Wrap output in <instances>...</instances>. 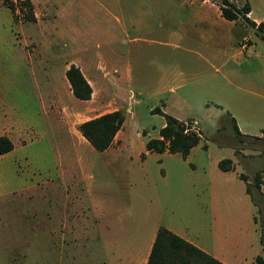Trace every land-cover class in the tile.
<instances>
[{
    "label": "rangeland",
    "instance_id": "obj_1",
    "mask_svg": "<svg viewBox=\"0 0 264 264\" xmlns=\"http://www.w3.org/2000/svg\"><path fill=\"white\" fill-rule=\"evenodd\" d=\"M181 1L33 0L37 20L27 22L15 20L0 0V114L20 121L24 140L0 155V264H101L103 239L122 231L143 247L157 219L233 263L250 264L254 255L264 256V187L256 188L253 174L258 201L251 195L243 199L244 183L237 175L250 173L244 168L250 164L261 167L264 176L262 33L246 24V38L255 42L250 39L254 45L239 54V30L216 7L200 8L209 16L200 19L198 6ZM203 1L219 5L222 0ZM230 1L242 8L246 0ZM252 1L263 9L260 0ZM212 55L219 56L212 62L213 71L218 69L217 95L201 91L210 80L204 56ZM70 62L92 86L86 101L66 83ZM180 67L184 73L177 75ZM234 70L244 79L239 87L229 84ZM139 80L150 88L184 81L197 108L204 100L220 102L217 124L196 115L202 139L189 160L180 152L147 151L146 141L159 136L164 118L152 111L162 106L159 101H136L140 97L133 87ZM53 95L59 106L54 111L69 116V125L47 112ZM244 101H249V116L243 115ZM117 109L125 115L121 141L98 151L79 126ZM233 113L249 136L260 137L239 138ZM225 158L233 160L234 169L219 178L231 184L235 198L220 193L213 200L207 185L197 190L192 181L208 169L222 173L217 162ZM167 170L175 179L166 180ZM84 211L92 220L87 228ZM106 214L108 221H101Z\"/></svg>",
    "mask_w": 264,
    "mask_h": 264
},
{
    "label": "crops",
    "instance_id": "obj_2",
    "mask_svg": "<svg viewBox=\"0 0 264 264\" xmlns=\"http://www.w3.org/2000/svg\"><path fill=\"white\" fill-rule=\"evenodd\" d=\"M183 4L187 5V6H192V7H196V17H200V19H204V18H208L209 16H207L206 14L202 13L200 8H204L205 5H209L210 7H216L217 9V13L220 17H223L221 14V9L220 6L216 3H213L211 1H203V0H182L181 1ZM245 3H248L250 5V11L247 13V16L253 20L257 25L260 22H264V7L263 9L260 8L257 10L255 3L252 0H246ZM260 4L264 5V0H260ZM224 19L231 24L233 27H235L237 30H239L238 33V43L241 47V42L244 40V38L247 36L245 32H247V30H249L248 25L249 23H240L237 20H228L224 17ZM190 22H188L189 24ZM250 25V24H249ZM252 27V29H256V27H253L252 25H250ZM176 32H174L173 34H175ZM207 36V34H206ZM211 35H208V37ZM253 42V39L250 38ZM260 39L262 41H264L261 37ZM255 42V41H254ZM253 42V43H254ZM254 44H250L248 47L253 46ZM247 47V48H248ZM189 48V47H186ZM247 48L243 49L241 47V50L238 51L239 54L245 53V50H247ZM205 57V62L208 64V66H210V69L208 68L205 72V77L207 79H210L207 81V84L204 85L201 88V91L204 92H208V93H216V95L218 94V92L220 91V85H219V80L217 78L218 75V69H216L215 71H213V65L214 63L213 60L218 59L219 56H213L212 58L208 57V56H204ZM29 58V57H28ZM74 64L73 62H70L67 66H66V70L68 68H70V66ZM178 69V73H176L177 75L184 73L183 69L180 68H175V70ZM233 75V80H229V84L233 85L235 87H239L240 85H238L239 83L244 82V79H242L241 77H237L235 75V70ZM67 77V76H66ZM244 78V77H243ZM133 82H134V78H133ZM238 82V83H235ZM67 84L69 82L68 78H67ZM187 87V83L184 81H175V82H167L165 83L164 87H157V88H150V87H144L140 84V80H139V84L135 85L133 88V92H135V94L137 96H139L140 98L137 99L136 101L139 102L141 100V98L146 97V98H150V99H154L156 101H159L161 103V107H156V108H160L163 112L168 113L174 117H176L177 119L181 120V121H191V124L193 125L194 128H196L199 132H201V129L199 128V120L197 119L199 116L198 114H202V115H206L207 117H210L212 120V123L217 124L218 123V114L217 110H219V106L221 105L220 102L217 101H208V100H204L202 101L201 106H199V108L194 106V97L192 96L194 94L193 91L191 90H185ZM184 91V92H179V91ZM73 93V91H72ZM192 95H191V94ZM74 95V94H73ZM75 96V95H74ZM76 97V96H75ZM77 98V97H76ZM79 99V98H78ZM2 100V98H0V101ZM54 100H56V97L53 95L49 101V105L47 107H50V110L47 111L48 113H50L53 117H55V120L57 121H63L65 122L67 125H69L71 120H68L69 116H61V113L59 112V110H55L53 109V107H59L58 103L56 102V104H54ZM82 100V99H80ZM86 101V100H83ZM242 111H243V115L244 116H249L250 115V104L249 101L246 103V101L243 102L242 104ZM155 109V108H154ZM205 109L207 112L206 113H201L200 111ZM217 109V110H216ZM153 111V110H152ZM216 111V112H215ZM161 115V114H160ZM197 115V116H196ZM163 118L164 116L161 115ZM216 116V117H214ZM232 117V121L233 123H236L239 130H240V135H237L239 138H244L245 136H249L248 131H245L241 128V125L237 119V115H235V113H233ZM166 120L164 118V122L162 124V127L165 125ZM124 126V124H123ZM122 129V128H121ZM120 129V130H121ZM119 130V132H120ZM22 127L20 125V121L17 120L16 118H14L11 114L9 113H2L0 114V136L1 135H6L8 136L11 141L14 144V148L9 151L12 152L16 146H17V141L19 142H23V137H22ZM118 132V133H119ZM118 133L113 141V143L111 144L110 147L120 143V139L118 138ZM202 134V132H201ZM82 135V134H81ZM83 136V135H82ZM84 137V136H83ZM160 137V136H158ZM249 137H260V136H249ZM85 138V137H84ZM157 138V137H156ZM150 139V138H149ZM148 139V140H149ZM147 140V141H148ZM146 141V142H147ZM146 144V143H145ZM201 145V141L198 145H196L195 147H193L189 153V155L186 158V160L190 159V155L191 153L198 148ZM109 147V148H110ZM108 149V148H107ZM105 151V150H104ZM149 151V150H147ZM7 152V153H9ZM155 152V151H153ZM5 153V154H7ZM159 153H171L168 150L164 151V152H159ZM173 154V153H171ZM177 154V153H174ZM4 155V154H3ZM145 155V154H144ZM245 156V154H243ZM231 159V158H229ZM232 160V159H231ZM220 161L219 160L217 162L218 167L220 169H222L220 167ZM248 166V165H247ZM244 168L246 170H249L250 173H246V172H240L237 175L240 177V179L243 181L244 183V188L241 187V197H243V199H247L246 197L250 198L251 200V196L250 193L247 191V183H251L252 181V176L253 174H255L258 170L261 169V167L258 166H252L249 164V166L246 168L244 166ZM234 169V164H233V160H232V169L231 170H221V172L216 171L213 172L212 169H208L206 171V173L203 176H197L196 178L193 179L192 181V185L195 187H197V190L200 188V185H207V191H208V196L210 197V199H217L219 198V194L222 193L223 195H225V198H229L231 200H233V198H235V190L234 188L231 186L230 183L228 182H224L222 180H220V178H222L221 175H225L223 173H230L232 170ZM241 174H244L245 176H247V181L244 180L241 177ZM175 177V175H173V172L170 171H166L165 172V178L166 180L170 181L173 180V178ZM220 177V178H219ZM182 175L181 173H179V175L177 176V179L181 181ZM175 179V178H174ZM223 179V178H222ZM244 189V190H243ZM72 189L70 188L69 191H71ZM69 195V193H68ZM165 204L167 205V203L165 202ZM250 206V207H249ZM248 211L251 212V218L254 217L252 209H251V205L248 204ZM84 217L86 216V211H84L83 213ZM104 220L103 222H105L106 220L108 221V216L106 214V216L104 215L101 219V221ZM85 224H83V226L85 228H87L88 224L92 223L91 218L88 219L85 217L84 219ZM254 221V220H253ZM106 225H108V223H105ZM153 228H152V233H151V237L149 238V240L145 241V243H142L143 247H140V242L136 237H124L122 231L119 232V236L115 237V238H105L103 239V244L105 247V258L102 260L103 262L101 264H147L150 252H151V248L153 245V242L155 240L157 231L160 227H166L170 230H172L173 232H175L176 234L182 236L183 238H185L186 240L192 242L193 244L197 245L198 247H200L201 249L205 250L206 252H208L209 254H211L212 256L218 258L219 260H221L222 262L226 263V264H238L233 263L231 261H229V259H226L225 257H222L218 254L213 253L210 249H208L207 247L202 246V244L198 241L197 238L194 237H190L186 232L181 231V229H177L176 227H174L173 225H163L162 221L157 219L153 221ZM105 225V226H106ZM133 226V224H132ZM24 243H26L24 241ZM257 255H254L250 261V264H254L255 262V258ZM106 259V260H105ZM240 264V261H239ZM241 264H244L241 261Z\"/></svg>",
    "mask_w": 264,
    "mask_h": 264
},
{
    "label": "trees",
    "instance_id": "obj_3",
    "mask_svg": "<svg viewBox=\"0 0 264 264\" xmlns=\"http://www.w3.org/2000/svg\"><path fill=\"white\" fill-rule=\"evenodd\" d=\"M4 4L10 8L15 20H24L35 22L37 20L35 5L33 0H4ZM221 14L228 20H237L243 18L247 23L256 27L261 32L260 37L264 40V22L258 25L251 20L247 13L250 11V5L245 3L242 8L230 0H222L219 4ZM66 76L70 82L73 94L82 100L91 98L93 89L81 69L72 64L66 70ZM154 113L164 116L166 123L161 127L157 138H150L145 147L149 151L164 152L168 150L171 153L180 152L183 157H187L193 147L198 145L202 139L199 131H185V122L176 117L163 112L160 108L153 109ZM125 115L122 110L117 109L97 117L84 121L79 126L81 134L98 151H104L111 146L117 133L123 127ZM191 124V121H187ZM234 130L240 135V130L234 123ZM14 148L11 139L6 135L0 136V155H3ZM144 155V154H143ZM220 167L223 170L232 169V160L223 159L220 161ZM241 177L247 181V176L241 174ZM262 174L257 171L254 176L255 186L260 190ZM247 191L252 196L254 202L257 197L254 196L251 183H247ZM264 245V230L260 237ZM147 264H226L218 258L212 256L182 236L176 234L166 227H160L153 242ZM254 264H264V256L257 255Z\"/></svg>",
    "mask_w": 264,
    "mask_h": 264
},
{
    "label": "built area",
    "instance_id": "obj_4",
    "mask_svg": "<svg viewBox=\"0 0 264 264\" xmlns=\"http://www.w3.org/2000/svg\"><path fill=\"white\" fill-rule=\"evenodd\" d=\"M249 41H250V39L245 37L244 40L241 42V47L243 49L247 48L249 46ZM189 129L198 131L196 128L193 127L192 124H189L188 122H185V131H188ZM262 180L263 181L261 182V188L263 190V187H264V176L262 177Z\"/></svg>",
    "mask_w": 264,
    "mask_h": 264
}]
</instances>
